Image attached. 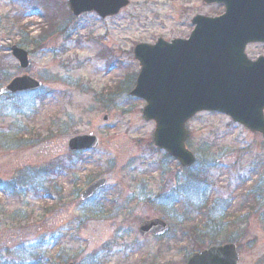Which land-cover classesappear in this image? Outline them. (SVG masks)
<instances>
[{
  "label": "rangeland",
  "instance_id": "374dc122",
  "mask_svg": "<svg viewBox=\"0 0 264 264\" xmlns=\"http://www.w3.org/2000/svg\"><path fill=\"white\" fill-rule=\"evenodd\" d=\"M66 2L0 0V88L24 73L41 83L36 91L0 95V264H185L193 253L229 242L241 246L238 264H264V225L251 193L249 204L243 199L257 177L264 179V138L217 112L186 123L194 166L203 164L210 183H197L190 199L207 195L220 202L218 210L232 199L226 216L215 219L225 227L204 238L211 231L206 212L186 206L183 193L170 196L186 173L153 145L145 101L130 93L139 72L136 44L186 38L195 14L216 16L223 7L130 0L112 17L71 19ZM42 29L49 33L40 40ZM13 45L28 52L26 69L12 57ZM245 52L264 56V44ZM84 134L97 136L99 146L67 152L68 139ZM254 161L260 164L249 174ZM61 164L66 171L46 174ZM99 176L106 185L80 201L79 191ZM258 191L264 208V186ZM152 218L167 223L164 236L139 235L140 223Z\"/></svg>",
  "mask_w": 264,
  "mask_h": 264
},
{
  "label": "water",
  "instance_id": "95a60500",
  "mask_svg": "<svg viewBox=\"0 0 264 264\" xmlns=\"http://www.w3.org/2000/svg\"><path fill=\"white\" fill-rule=\"evenodd\" d=\"M222 4L219 16L195 15L193 30L186 39L162 38L154 44L140 43L134 57L140 70L131 95L145 101L143 117L155 123L154 145L163 149L182 167L194 163L186 148V122L200 111H216L235 123L264 137V57L251 60L245 54L250 43H264V0H203ZM74 15L96 12L111 16L129 4L128 0H68ZM11 53L22 69L28 66V54L11 46ZM39 82L26 74L13 78L0 94L35 90ZM93 135L74 136L67 150L95 148ZM106 184L98 178L80 192L86 200ZM139 233L160 236L168 225L158 218L143 221ZM234 244L212 245L193 253L185 264H237ZM71 264V263H67Z\"/></svg>",
  "mask_w": 264,
  "mask_h": 264
},
{
  "label": "trees",
  "instance_id": "16d2710c",
  "mask_svg": "<svg viewBox=\"0 0 264 264\" xmlns=\"http://www.w3.org/2000/svg\"><path fill=\"white\" fill-rule=\"evenodd\" d=\"M48 21H50V20H48ZM50 25H52L51 21H50ZM45 33H48L47 29H42V31H41L39 37H37V39H40V40L45 39L46 38V37L44 38ZM23 39H25V35H23ZM4 77L5 76L3 75V78ZM261 163H262V161H261ZM256 164H260V162H255L254 161V165H250L249 166L250 167V169H248V173L249 174H251L254 171L253 168L255 167ZM201 168L202 169L199 170V169H196L195 166H193V167H191L189 169H182L186 173V177L184 178V185L177 187L174 190L172 195L175 196V194L183 193L184 195H186V197H185V199H186L185 205L186 206L189 205V203H192L190 205L194 204L195 213L200 214L201 211L206 212V216H205L206 217V223H207L206 227H207V229L211 228L212 230L209 232V230H210L209 229L208 232L205 234L204 238H206V237L216 238L218 236L219 231L221 230L220 229L218 231V230H216V228L221 227L223 229L225 227L224 226L225 223L223 225L219 226L217 223H215V219L217 217H218V219H223L226 216L225 212L231 206V200L232 199L228 200L222 206H220V208H222V210L221 209L220 210L217 209L218 203H220V202H217V201H214V200L211 201L209 199V196H207V195L205 197H203L201 200H198L197 203H194L190 199V195L193 196L195 188L198 187L197 183H199L200 185H208V182H207L208 180H207L206 175H205L206 173H205V169L203 168V164L201 165ZM205 168L208 169L207 167H205ZM49 170H51V172L47 171L46 174H48V173L55 174L54 171L63 172V171H66L67 169L64 166V164H61V165L55 166V168L53 167V168H51ZM28 182H31V180H28ZM253 183H254L253 187L247 189V191L245 193H243L244 194L243 195L244 196L243 199L246 200L247 198H245V197H248L249 194L251 193V195H252L251 198L253 199V202H254V203L252 202L253 203L252 204L253 207H251V209L255 211L254 213L256 215V218H258L260 220V222L264 225V208H262L263 201L261 199L262 192L258 191L261 187L264 186V179L261 178V177H257V179L253 181ZM262 183H263V185H262ZM5 185H6V187H7V189L9 191L13 190L14 187H15L13 182H10V183L7 182V183H5ZM167 201H168V199H166V202ZM246 201H247V203H245V204H249L248 200H246ZM260 201H262V203ZM171 204L174 205L173 202H171L170 205ZM180 223L183 224L181 219L179 220V224ZM230 236L232 237L234 235L231 234ZM237 246H238V248L241 247L239 244H237Z\"/></svg>",
  "mask_w": 264,
  "mask_h": 264
},
{
  "label": "flooded vegetation",
  "instance_id": "af4514ba",
  "mask_svg": "<svg viewBox=\"0 0 264 264\" xmlns=\"http://www.w3.org/2000/svg\"><path fill=\"white\" fill-rule=\"evenodd\" d=\"M89 184V183H88Z\"/></svg>",
  "mask_w": 264,
  "mask_h": 264
}]
</instances>
